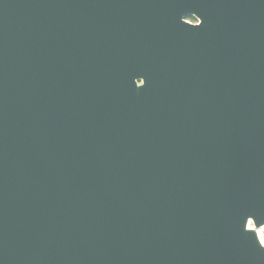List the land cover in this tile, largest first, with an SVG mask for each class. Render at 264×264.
Listing matches in <instances>:
<instances>
[{
  "label": "water",
  "instance_id": "obj_1",
  "mask_svg": "<svg viewBox=\"0 0 264 264\" xmlns=\"http://www.w3.org/2000/svg\"><path fill=\"white\" fill-rule=\"evenodd\" d=\"M263 228L264 0H0V264H264Z\"/></svg>",
  "mask_w": 264,
  "mask_h": 264
},
{
  "label": "bare ground",
  "instance_id": "obj_2",
  "mask_svg": "<svg viewBox=\"0 0 264 264\" xmlns=\"http://www.w3.org/2000/svg\"><path fill=\"white\" fill-rule=\"evenodd\" d=\"M250 223L248 224V227H250ZM256 235H257V238L259 239V242L261 243V245H264V237H263V231L264 229L262 230H254ZM264 248V246H262Z\"/></svg>",
  "mask_w": 264,
  "mask_h": 264
},
{
  "label": "flooded vegetation",
  "instance_id": "obj_3",
  "mask_svg": "<svg viewBox=\"0 0 264 264\" xmlns=\"http://www.w3.org/2000/svg\"><path fill=\"white\" fill-rule=\"evenodd\" d=\"M186 19L193 24H197L199 22V20L194 16H188Z\"/></svg>",
  "mask_w": 264,
  "mask_h": 264
},
{
  "label": "rangeland",
  "instance_id": "obj_4",
  "mask_svg": "<svg viewBox=\"0 0 264 264\" xmlns=\"http://www.w3.org/2000/svg\"><path fill=\"white\" fill-rule=\"evenodd\" d=\"M251 227H254V226H253V223H252V226H251ZM263 229H264V228H263ZM263 237H264V231H263Z\"/></svg>",
  "mask_w": 264,
  "mask_h": 264
},
{
  "label": "snow or ice",
  "instance_id": "obj_5",
  "mask_svg": "<svg viewBox=\"0 0 264 264\" xmlns=\"http://www.w3.org/2000/svg\"><path fill=\"white\" fill-rule=\"evenodd\" d=\"M259 244L261 245V243L259 242ZM261 246H264V245H261Z\"/></svg>",
  "mask_w": 264,
  "mask_h": 264
}]
</instances>
